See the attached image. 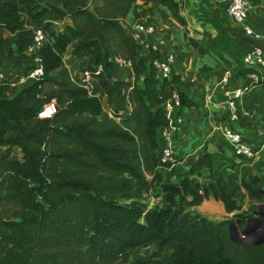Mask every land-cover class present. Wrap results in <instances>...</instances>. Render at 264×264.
Returning <instances> with one entry per match:
<instances>
[{"label":"trees","instance_id":"16d2710c","mask_svg":"<svg viewBox=\"0 0 264 264\" xmlns=\"http://www.w3.org/2000/svg\"><path fill=\"white\" fill-rule=\"evenodd\" d=\"M137 1L101 0L90 8V0H0V55L21 59L36 27L48 36L37 51L40 78L27 86L0 83V264H153L165 251L162 264H264V234L258 242H238L230 234V224L243 229L255 218L249 211L256 214V204L264 200L258 177L231 188L219 178L194 183L188 174L173 181L170 162L160 161L162 102L172 83L188 87L192 80L183 82L172 71L158 85L153 60L159 50L151 47L147 56L140 55L123 25L130 11L134 17L152 12L149 7L138 10ZM143 1L165 6L185 26V0ZM63 18L66 24L55 28L54 20ZM2 29L10 35L4 37ZM68 46L78 58L80 74L90 72V89L66 66ZM114 54L130 60L132 79L112 76ZM179 94L182 104L196 106L184 90ZM98 95L115 104L113 115L101 114ZM52 98L57 110L39 117L38 107ZM15 147L19 155H12ZM203 165L212 166L210 154L191 169ZM156 184L162 190L161 208L146 211L136 201L116 202ZM209 193L227 212L241 208L245 196L250 203L244 212L218 220L188 208ZM142 214L144 222H137ZM106 219L120 225L108 232V240L89 233Z\"/></svg>","mask_w":264,"mask_h":264},{"label":"crops","instance_id":"0c3cea01","mask_svg":"<svg viewBox=\"0 0 264 264\" xmlns=\"http://www.w3.org/2000/svg\"><path fill=\"white\" fill-rule=\"evenodd\" d=\"M221 8L225 10L219 4L215 7L217 11ZM131 16L132 11L125 19ZM227 16L230 18L228 14ZM249 16L252 24L264 33V0L254 1ZM168 30L165 27L160 28L154 35V42L160 43L159 46L162 48H172L176 53L174 72L179 74L183 82L192 80L188 87L184 84L175 86V83H172L173 90H184L196 101V106L183 104L181 108L185 120L174 138L172 159L174 172L171 179L177 181L188 174L194 183L206 185L209 182H216L219 178L220 183L227 188L239 184L241 180L250 182L254 177L264 179V146H261L254 157H242L233 151L219 131V126L227 123L257 148L263 140L259 130L264 129V68L247 70L241 60L244 50L251 45V39L245 36L239 25L231 19V24L226 29L229 45L215 42L211 45L197 44L194 51L184 43L175 41L172 32ZM165 31L168 32L167 38L170 40L167 43L163 40ZM1 34L4 37L10 35L5 29L1 30ZM184 37L183 32L182 38ZM70 49L66 56L76 70L78 58L72 53V48ZM13 53L14 55L19 53L15 47ZM20 60L15 57L11 61L7 54L3 53L0 55V67L4 66L9 72L15 73L18 69L15 63ZM112 71L117 74L125 73L124 76H120L122 79L132 78L131 68L128 66L122 69L112 67L111 73ZM251 71L256 73V77L248 75ZM55 78L58 79L59 76ZM225 88L233 90L232 99L238 110L237 118L230 117L231 107L227 102V96L224 95ZM205 153L210 154L212 166L203 165L191 169ZM207 196L213 197L211 193ZM214 200L217 213L223 214L226 210L222 201L216 198Z\"/></svg>","mask_w":264,"mask_h":264},{"label":"built area","instance_id":"2783aa9c","mask_svg":"<svg viewBox=\"0 0 264 264\" xmlns=\"http://www.w3.org/2000/svg\"><path fill=\"white\" fill-rule=\"evenodd\" d=\"M215 4L222 5L230 18L239 25L242 33L251 39V45L244 50L241 60L245 69L264 68V33L257 29L250 21L249 11L253 6L255 0H211ZM149 14L141 15L139 17L123 18L124 21L129 20L127 26L124 28L129 33L134 41L139 46V54L147 56L151 47L159 50V55L153 60L158 78V85L165 79L171 77L172 71L175 69L176 53L172 48H162L158 42H154V32L156 30L155 23L149 18ZM163 40H161L162 42ZM48 42V36L41 27H36L30 34V40L23 48V56L19 62L15 63L18 68L15 73L9 72L4 66L0 67V83H6L9 87L27 86L40 78L43 74V66L40 57L37 53L43 45ZM164 43V42H163ZM110 70L112 67L128 66L131 68L130 60L125 57L114 54L110 57ZM101 65L96 66L95 71L98 72ZM114 74L113 71L111 73ZM130 74V72H129ZM90 72L88 70L82 73V80L86 82V86L90 89L89 83ZM132 75V72H131ZM249 76L256 77V73L251 71ZM233 90L225 88L224 95L227 96V102L231 107L230 117L237 118L238 110L234 105L232 99ZM58 104L54 98L49 101L42 102L37 109L39 117H47L54 114L58 108ZM164 109L165 122L159 127L157 136V147L160 161L170 162L168 168L172 167L173 159V143L175 135L180 125L185 120L182 112L181 98L179 91L172 90L170 95L162 102ZM219 131L222 137L231 146L233 151L242 157H254L261 146H264V129L259 130V134L263 136L260 142V147L254 146L251 142L244 139L242 134L234 129L231 125L225 123L219 126Z\"/></svg>","mask_w":264,"mask_h":264},{"label":"rangeland","instance_id":"374dc122","mask_svg":"<svg viewBox=\"0 0 264 264\" xmlns=\"http://www.w3.org/2000/svg\"><path fill=\"white\" fill-rule=\"evenodd\" d=\"M101 0H90L89 7L92 8L94 5L99 4ZM138 10H142L145 7L151 8L152 12L146 13L149 14V18L155 23L156 30L154 35L158 32L160 28H167L168 31L172 32L175 41H180L184 43L185 46L193 49L195 51L196 45H202L208 43L211 45L212 42L215 43H223L225 45H229V38L226 35V29L229 28L231 24V19L227 16L226 11L221 8L220 11L215 9L216 5L211 0H185L184 5L182 6V12L185 18V26H187L190 30L187 31V28L179 23L173 16L171 15L168 8L161 4H153L151 2L146 1H137ZM145 15V14H143ZM133 17V16H131ZM68 21L67 18L57 19L54 20L53 25L57 29H61L66 22ZM129 24L128 21L123 20V25L127 26ZM167 31L163 33V40L165 43L169 42L167 38ZM183 32L185 33L184 39L182 38ZM165 46V44H163ZM71 47L68 46L64 53V62L68 67L71 74L78 73L79 71V64L76 70L74 69L73 65L67 58V54L71 51ZM12 61V59H10ZM121 68V66H117ZM123 67V66H122ZM122 69V68H121ZM113 77L116 79H122L120 76H124L125 73L117 74L113 71ZM53 76H59V69H55L52 72ZM129 77V75H126ZM132 79V78H131ZM128 80V79H126ZM45 88L49 86V83H46ZM20 88V87H17ZM98 101L101 103V114L108 113L113 115V108H115V104L112 102L110 103L105 95H98ZM19 150L15 147L12 150V155H19ZM162 176H164V172H160ZM259 183L261 186H264V179L259 178ZM162 190L160 189L159 184L152 186L150 190L142 191L137 197L135 198H126V197H119L116 199V202L123 205H129L132 201H136L141 204L146 211H150L153 208H161L164 205V202L161 197ZM215 200L213 197L205 196L203 200L196 205L189 206L188 208L193 212H198L208 218H213L214 220L222 219V218H229L233 215V212H244L247 208L248 204L250 203L249 198L245 196L241 201V208L234 210L232 212L225 211L223 214L217 213V209L215 208ZM260 213L264 214V200L260 201L256 204V208ZM253 213L254 220L249 221V227L256 226L258 232L264 231V223L258 222L257 219L264 218V216L260 213H254L252 210L249 213ZM118 220L123 218L122 215ZM212 219V220H213ZM252 219V218H251ZM137 222L143 223L144 217L143 214L136 218ZM119 224L116 220H100L89 230V233L96 234L102 240H108V232L114 231L115 228H119ZM239 230V229H238ZM234 235L239 237V232L234 230ZM245 238L252 239L256 237L253 233L244 234ZM243 238V237H242ZM153 245H150V249H153ZM168 251L163 252L159 257L155 259L153 264H162L164 259L167 257Z\"/></svg>","mask_w":264,"mask_h":264},{"label":"water","instance_id":"95a60500","mask_svg":"<svg viewBox=\"0 0 264 264\" xmlns=\"http://www.w3.org/2000/svg\"><path fill=\"white\" fill-rule=\"evenodd\" d=\"M260 190H262L261 188H260ZM264 192V191H263ZM257 213H260L258 210H257ZM260 214H262V213H260ZM263 216H264V214H262ZM250 220H254V219H249L247 222H246V224H245V226H244V228L243 229H241V230H238V228H237V226H236V224L234 223V222H232L231 224H230V231H231V237L234 239V240H236V241H238V242H241L242 240H244V239H248V238H245L244 236V234H249V233H253L254 235H256V237H254V238H252V239H250L251 241H256V242H258L259 241V239H260V237L264 234V231H261V232H258V230H257V227L255 226H252V227H249V221ZM257 221L258 222H262V223H264V218H260V219H257ZM234 230L236 231V232H239V237H236L235 235H234ZM243 237V238H242Z\"/></svg>","mask_w":264,"mask_h":264}]
</instances>
